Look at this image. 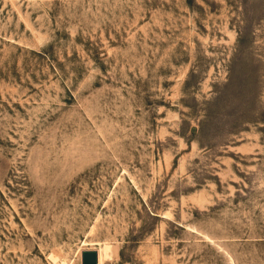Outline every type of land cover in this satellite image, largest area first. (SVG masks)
<instances>
[{
	"label": "rangeland",
	"instance_id": "obj_1",
	"mask_svg": "<svg viewBox=\"0 0 264 264\" xmlns=\"http://www.w3.org/2000/svg\"><path fill=\"white\" fill-rule=\"evenodd\" d=\"M264 264V0H0V264Z\"/></svg>",
	"mask_w": 264,
	"mask_h": 264
},
{
	"label": "water",
	"instance_id": "obj_2",
	"mask_svg": "<svg viewBox=\"0 0 264 264\" xmlns=\"http://www.w3.org/2000/svg\"><path fill=\"white\" fill-rule=\"evenodd\" d=\"M82 264H97L98 263V251L96 249L83 250L81 253Z\"/></svg>",
	"mask_w": 264,
	"mask_h": 264
},
{
	"label": "bare ground",
	"instance_id": "obj_3",
	"mask_svg": "<svg viewBox=\"0 0 264 264\" xmlns=\"http://www.w3.org/2000/svg\"><path fill=\"white\" fill-rule=\"evenodd\" d=\"M81 253H82V252H81ZM60 261H61V264H71V263L67 262L65 259H61ZM81 264H82V263H81Z\"/></svg>",
	"mask_w": 264,
	"mask_h": 264
}]
</instances>
